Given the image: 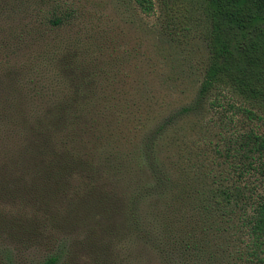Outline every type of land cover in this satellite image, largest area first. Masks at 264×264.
<instances>
[{
    "label": "rangeland",
    "instance_id": "374dc122",
    "mask_svg": "<svg viewBox=\"0 0 264 264\" xmlns=\"http://www.w3.org/2000/svg\"><path fill=\"white\" fill-rule=\"evenodd\" d=\"M153 3L0 0V264H264L205 201L218 181L257 184L224 151L256 122L220 123L211 97L157 140L171 184L146 166L211 56L205 0Z\"/></svg>",
    "mask_w": 264,
    "mask_h": 264
},
{
    "label": "trees",
    "instance_id": "16d2710c",
    "mask_svg": "<svg viewBox=\"0 0 264 264\" xmlns=\"http://www.w3.org/2000/svg\"><path fill=\"white\" fill-rule=\"evenodd\" d=\"M205 2L211 22L208 39L211 56L197 99L152 132L143 147L145 162L155 186H169V173L156 154L157 140L166 134L176 117L198 111L211 97L209 107L220 123H233L240 115L250 123L256 122L259 127L239 132L236 147L228 143L224 151L239 177L245 180L253 175L257 184L225 186L218 181L207 189L205 201L214 212L227 215L229 220L240 218L248 237L247 255L264 263V0ZM137 4L144 13L154 11L153 0H137ZM60 22L54 21L56 25ZM66 153L71 155L69 150ZM83 165L82 161L68 158L67 168ZM60 260L54 256L43 264H59Z\"/></svg>",
    "mask_w": 264,
    "mask_h": 264
}]
</instances>
